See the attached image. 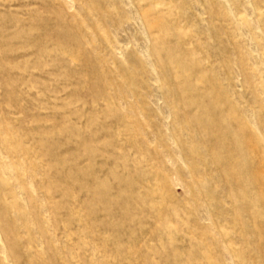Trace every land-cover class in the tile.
I'll return each mask as SVG.
<instances>
[{
    "label": "rangeland",
    "instance_id": "1",
    "mask_svg": "<svg viewBox=\"0 0 264 264\" xmlns=\"http://www.w3.org/2000/svg\"><path fill=\"white\" fill-rule=\"evenodd\" d=\"M0 264H264V0H0Z\"/></svg>",
    "mask_w": 264,
    "mask_h": 264
}]
</instances>
